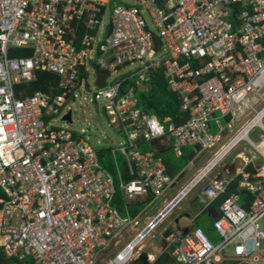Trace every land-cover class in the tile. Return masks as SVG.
Segmentation results:
<instances>
[{
	"label": "built area",
	"instance_id": "obj_1",
	"mask_svg": "<svg viewBox=\"0 0 264 264\" xmlns=\"http://www.w3.org/2000/svg\"><path fill=\"white\" fill-rule=\"evenodd\" d=\"M13 49L32 53L11 56ZM95 65L107 74L103 87ZM38 71L58 78L54 92L17 96L16 87L35 81ZM158 74L181 100L187 120L180 125L138 106L137 92H149ZM91 77L96 92L88 101L124 139L105 148L118 183L84 129L54 125L68 123ZM127 80L135 84L126 87ZM263 88L264 0H0V250L15 264H98L113 247L110 264L139 261L146 239L225 150L143 223L145 210L120 213L118 189L127 203L150 198L151 205L175 180L142 145L167 140L179 157L185 147L195 155L207 150L216 114L233 118ZM241 133L232 142L245 140ZM245 141L264 158V135ZM240 176L249 205L238 192L221 202L213 221L219 243L197 225L171 235L173 264H264V161Z\"/></svg>",
	"mask_w": 264,
	"mask_h": 264
},
{
	"label": "crops",
	"instance_id": "obj_2",
	"mask_svg": "<svg viewBox=\"0 0 264 264\" xmlns=\"http://www.w3.org/2000/svg\"><path fill=\"white\" fill-rule=\"evenodd\" d=\"M238 108L241 109L242 105L235 109V115H236V110ZM216 115L219 117L218 122L223 127V130L221 131L217 121L215 120L212 121L211 132L213 133V135L216 136L214 145L211 148L199 152L196 155L192 147H185L183 149V156L179 157L173 151L171 142L167 140L165 141V144H159L158 142H155V143H146L142 145L141 148L143 151L155 150L157 154L160 156V158L163 159V161L167 160L170 163L171 168L165 163L167 166V173L175 181L172 187L168 188L165 191V193H167L170 190H174L179 184L181 185V188L179 189L178 193L181 192L193 179H195V177L206 167V165L211 160H213L223 149H226L228 145L232 143V141L240 133V131H242L251 121L250 120L245 126H243L238 134L236 135L233 134L232 136L233 133L232 129L237 125L234 123L235 121L234 117L231 119L230 122L225 123L226 117H222L219 114ZM256 127L257 126H255V128ZM241 141L244 140H239L235 142L226 151V153L213 165V167L187 192V194L177 203V205L166 214L165 218L157 227V229H159V237L162 238L163 240L159 252L157 254L147 253L145 252V245L143 244L141 255L142 254H146L147 256L149 255L152 264H173V259L168 251L169 239L164 238L163 233L169 227H173L174 229L173 234H178L192 225H197L198 227H200L198 225V218L201 214H206L208 218V220H206L207 226L205 227V229L203 228L202 229L214 242L219 239L217 233L213 230V221L219 214V207L222 202L224 193H226V191L224 193L218 194L219 191L215 189L214 182L215 181L222 182L223 183L222 186H225L227 190V188L231 183H234L235 181L240 179L241 177L240 173L242 170L253 172L255 171V168L259 167L255 163V159L257 158L256 155H258L264 161V158L260 156L257 153L256 149L251 145L250 146L253 147L256 152V154L253 155L251 158L248 157L244 152L236 154L234 158H230L229 157L230 153L233 151V149H235L238 146V144ZM180 159H183L186 162L184 166H182L178 162V160ZM204 161L206 163L203 166H199ZM213 171H215L213 177L210 178L209 181L205 183V185H203L202 189L196 195H194L192 199H190L189 203L186 204L184 207L180 206V204L188 198L189 193L192 191V189L195 188V186H197L198 183L202 181L205 177H208L210 173ZM239 191L240 189L238 188L237 192L240 195ZM171 199L172 198H168L166 196L161 202V205L155 208L156 214ZM138 202H142V201L132 202L131 204ZM147 206L141 210V211L145 210L142 216L144 219L142 221L143 223L148 222L152 218L151 216L147 215L146 212ZM177 208L179 209L176 210ZM156 214H154L153 217ZM139 261H141L144 264L142 260Z\"/></svg>",
	"mask_w": 264,
	"mask_h": 264
},
{
	"label": "rangeland",
	"instance_id": "obj_3",
	"mask_svg": "<svg viewBox=\"0 0 264 264\" xmlns=\"http://www.w3.org/2000/svg\"><path fill=\"white\" fill-rule=\"evenodd\" d=\"M95 77H91L90 82V93H84L80 92L78 95V98L76 100V104L74 106L75 110H73V123H66L63 121H56L54 122V125L59 127H66L69 126V128L81 130L84 129L86 131V135L88 136V139L90 143L95 148H107V147H113L118 145L119 143H122L124 139L121 138V136L116 132V130L110 126L109 121L105 115V113L97 106L96 103H90L88 100L94 98V93L96 92V87L94 86ZM86 98V99H85ZM249 102L245 105H242V108H238L236 110V115L234 116V123L237 124L232 129V136L233 134L236 135L239 133L241 128L245 126L251 119H253L258 112H260L264 108V88L258 92V93H252L249 96ZM263 124H264V118H263ZM264 135L262 129L260 126L254 128L249 133L250 139L258 143L261 141L262 136ZM241 152H244L248 157H252L256 154L253 147H251L247 141H241L238 146L233 149V151L230 153L229 157L234 158L236 154H239ZM255 163L259 167L263 164V159L260 158L258 155H256ZM178 162L184 166L186 162L183 159L178 160ZM206 162H202L199 166H203ZM216 171V170H215ZM215 171L211 172L208 177H205L202 181L198 183L195 188L192 189V191L189 193L188 198L180 204V206L184 207L186 204L189 203L190 199L194 195H196L209 181L210 178L213 177ZM181 188V185L179 184L174 190H170L167 193L164 194V196L158 198L153 202V204L147 206V215L153 217L154 214H156L155 208L159 207L161 205V202L163 199L167 196L168 198H173ZM177 208L176 210H178ZM144 219L142 218V221ZM207 215L201 214L198 218V225L200 228L205 229L207 226ZM262 225L264 226V220L262 221ZM130 235V232L128 231L124 234L125 238H128ZM162 238L159 237V229L152 233L144 242L145 245V252L151 253V254H157L160 250V247L162 245ZM220 240H216L215 243H219ZM125 240H122V245H124ZM117 250V248L113 247L111 248L107 253L103 254L98 261V264H110V260L112 259L114 252ZM227 253H231L230 250L227 251ZM224 264H232L231 262H226Z\"/></svg>",
	"mask_w": 264,
	"mask_h": 264
},
{
	"label": "trees",
	"instance_id": "obj_4",
	"mask_svg": "<svg viewBox=\"0 0 264 264\" xmlns=\"http://www.w3.org/2000/svg\"><path fill=\"white\" fill-rule=\"evenodd\" d=\"M31 49H13L11 51V56H29L31 55ZM58 78L45 71H38L36 73V80L28 83L19 85L16 87V95L19 97H24L27 95H32L37 91L45 92V93H53V87L57 86ZM135 84L133 80H127L126 87ZM138 98V106L141 110L156 115L160 119H164L165 117H171L176 122V124L180 125L187 120V114L181 111V100L180 98L169 91L167 87V83L165 81V77L163 74H158L153 78L152 87L149 92H137ZM232 119L231 116L226 117L225 123L230 122ZM160 157V156H159ZM99 160L101 164L111 172L118 183V178L116 175L113 158L109 151V149H102L99 152ZM120 169L123 173L124 179L126 181L131 180L133 177L128 175V167L126 161L123 157H118ZM165 163L170 167V163L167 160H164ZM171 168V167H170ZM241 179V177H240ZM235 181L231 183L224 193L222 201L230 194L237 192L239 188V181ZM242 199V203L244 206L249 205V201L251 199L250 194L246 191H239ZM151 199H147L138 203H127L123 197L122 192L118 189V192L115 196L114 204L119 209L120 213L123 216L127 215V212L131 216H135L142 209H144L149 203ZM0 264H15L14 261L8 260L5 255L0 250ZM134 264H143L141 261H136Z\"/></svg>",
	"mask_w": 264,
	"mask_h": 264
},
{
	"label": "water",
	"instance_id": "obj_5",
	"mask_svg": "<svg viewBox=\"0 0 264 264\" xmlns=\"http://www.w3.org/2000/svg\"><path fill=\"white\" fill-rule=\"evenodd\" d=\"M95 69H96V73H97V77H98V80H97V85L100 86V87H103L105 85V81H106V78H107V74L105 72H103L102 70H100V68L98 66H94ZM65 120H67L69 123L72 122V114L71 113H68L66 116H65ZM235 143L232 142L225 150L222 151V153H220V155L218 157H216L214 159V161L212 162V164L209 166L211 167L212 165H214L225 153L226 151ZM209 169V168H208ZM207 169V170H208ZM174 233V229L173 227H169L166 229V231L163 233V237L164 238H169L172 234ZM139 260H142L144 262V264H149L148 262V256L146 254H142L140 257H139ZM241 264H246V263H241Z\"/></svg>",
	"mask_w": 264,
	"mask_h": 264
},
{
	"label": "bare ground",
	"instance_id": "obj_6",
	"mask_svg": "<svg viewBox=\"0 0 264 264\" xmlns=\"http://www.w3.org/2000/svg\"><path fill=\"white\" fill-rule=\"evenodd\" d=\"M263 118H264V108L258 112V114L251 119V121L247 124V126L242 130L241 136L239 137V139H247L249 136V132L255 128V126H260L263 128L262 122H263ZM248 135V136H247ZM264 146V142L262 144H259V147H263Z\"/></svg>",
	"mask_w": 264,
	"mask_h": 264
}]
</instances>
